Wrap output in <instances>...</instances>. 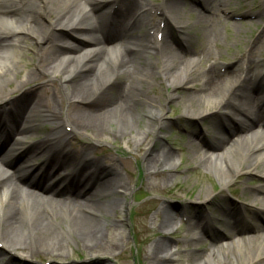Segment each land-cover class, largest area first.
Masks as SVG:
<instances>
[{
	"label": "bare ground",
	"instance_id": "6f19581e",
	"mask_svg": "<svg viewBox=\"0 0 264 264\" xmlns=\"http://www.w3.org/2000/svg\"><path fill=\"white\" fill-rule=\"evenodd\" d=\"M179 1L162 0L157 4L143 3V0H0V104L11 108L0 113V154L4 152L0 157L6 166L11 164L12 158L20 159L13 175L0 170V243L5 248L0 254L2 264H12L13 253L26 258L39 253L51 255L54 258L51 264H54L56 258L72 254L71 245L86 251L90 258L112 254L119 243L115 237L105 236L102 219L111 214L107 207L96 206L95 200L106 197L107 191L113 196L123 195L113 206L124 214L129 205L126 195L131 193L132 187L125 182L116 161L111 159V164L106 163L92 155L88 146L71 144L68 148L70 141L66 139L78 132H90L98 140L129 135L128 143L135 149L145 146L146 152L151 153L152 146L165 134L163 130L170 123L165 107L178 100L182 101L183 116L189 121L204 122L217 111L227 113L226 122L215 125L206 144L205 140L203 145L192 144L191 136H202L200 131L191 130L186 139L188 153L214 174L220 191L217 194L203 187L196 197L198 203L210 208L213 217L194 214L188 219L184 211H174L170 202L163 200L157 211L162 217L160 230H150L145 225L139 229L142 244L152 234L161 235V239L153 242L145 260L148 264H174L180 250L176 249L177 244L171 243L168 229L177 224L175 222L189 220L192 237L183 244L193 248L187 256V264H264V234L261 233L264 231V197H257V193L264 195V185L242 187L240 204L223 194L236 189L240 185L238 178L244 173L248 177L257 176L264 184V169L257 171V166L264 162V93L255 96L251 90L254 85L260 89L258 84L264 87V55L258 54L254 41L237 66V70L241 68L240 73L222 75L219 57L209 66L204 65L202 59L195 58L205 54L206 49L194 44L193 27L173 21L181 16L177 9ZM203 1H218L226 17L231 19L235 15L226 0ZM189 6L190 10L194 9L193 5ZM155 11L159 12V20L153 15ZM127 16L136 18L130 24L123 23L122 19ZM211 16L203 14L200 18ZM161 22H164L162 28ZM172 25L182 34L177 43L181 49L178 54L164 34L165 27ZM141 29H145V33ZM161 33V38L154 41ZM236 33L246 35L238 29ZM202 38L206 40L208 36ZM34 44L37 45V63L34 68L24 63L28 69L23 75L18 66ZM195 72L197 77H192ZM46 77L59 79L64 84L63 90L43 84L27 92V85ZM161 84L171 91L166 95L148 94L149 89L154 90ZM182 88L186 93L179 96L176 91ZM32 91L34 100L28 107L27 96ZM17 93L21 94L15 97ZM63 101L68 103L66 111L61 107ZM162 101L168 103L163 105ZM140 114L147 117L146 122ZM235 116H244L245 121L238 125ZM22 118L25 121L20 125L18 120ZM45 123L52 125L47 137L25 147L28 133ZM134 124L141 127L135 134ZM232 125L236 127L234 130L230 129ZM258 125L262 129H257ZM112 127H116L118 134L104 136L112 133ZM236 131L244 135L233 141ZM224 133L228 137L220 138ZM150 134L154 138L148 141ZM45 153L47 157L43 162L33 163ZM165 153L150 157L146 169L149 177L156 179L164 175L170 182L174 180L171 171L176 167V160ZM64 164L72 168L68 175L58 172ZM16 174L20 184L13 179ZM42 175L46 182L41 181ZM70 181L76 185H71ZM85 182L87 184L82 186ZM23 184L43 193L50 192L57 198L56 208L61 206V210L62 204L77 208L72 201L87 193L83 198L87 201L82 210L85 216L79 210L63 209L66 216L76 219V240L70 239L68 243L54 230L49 219L56 218L57 209L46 208L37 200L46 198L41 195L33 200ZM61 193L63 195L57 196ZM36 194L31 191V195L36 197ZM221 196L226 199L222 211L212 207ZM217 216L231 232L217 228ZM249 220L260 223L250 226ZM123 221L118 223L121 225ZM200 228L209 242L199 236Z\"/></svg>",
	"mask_w": 264,
	"mask_h": 264
},
{
	"label": "rangeland",
	"instance_id": "374dc122",
	"mask_svg": "<svg viewBox=\"0 0 264 264\" xmlns=\"http://www.w3.org/2000/svg\"><path fill=\"white\" fill-rule=\"evenodd\" d=\"M143 3H161L162 0H143ZM228 1V8L234 12L233 18L226 17L222 12L221 4L218 1L206 2L201 0H180L177 4V9L181 12V16H177L173 18V21L177 23L181 22L183 25H189L193 27L192 39L194 44H197L199 49H206L205 54L196 55L195 58L197 60L202 59L204 65L209 66L215 57H219V62L221 64V74L225 75L228 73H240L241 68L237 66L244 60L246 56V52L249 49L248 46L252 44L254 41L257 44L256 51L258 54L264 55V4L263 0H226ZM189 5H193L194 9L190 10ZM203 14H212L211 17L207 19H201L200 17ZM214 14V15H213ZM156 20L160 19L159 12L153 13ZM201 15V16H200ZM136 16H127L122 21L123 23H132L135 20ZM158 23V22H157ZM161 28L164 26V22L160 23ZM208 28V30H206ZM240 30L244 32L246 35H239L236 33V30ZM143 33H145V29H141ZM163 34V33H162ZM164 34L166 35L167 41L170 43L171 47L177 48L175 52L180 53L181 49H178L177 43H180L181 40V31L179 28L173 26L165 27ZM208 36L205 40L202 36ZM160 39L158 37H154V41ZM262 40V41H261ZM206 41V42H205ZM70 42V41H69ZM67 45L70 43H66ZM120 46V45H119ZM194 48V46H192ZM37 51V45H33L31 50L26 53V56L22 59V65L18 66V70L25 75L28 68H34L37 63V59L35 57V52ZM253 56V55H252ZM264 58V57H263ZM10 60L13 61L11 58ZM15 62V61H13ZM26 63L28 68L23 66ZM197 72V71H196ZM193 73L192 77H197V73ZM13 78V74H11ZM53 85L57 90H63V83L58 79L49 80V78H43L41 80L36 81L35 83L27 85V92L31 91L35 86L38 85ZM260 89L255 85L252 87V93L255 96H259L264 93V87L258 84ZM171 91V89H167L164 84H161L160 87L156 89H149L148 94L154 95L156 92H160L164 95ZM179 96H183L186 93V89L182 88L176 91ZM21 93H17L15 95L19 96ZM34 92H30L27 96L28 98V107L32 104L34 100ZM14 100V99H13ZM13 100L11 102H13ZM181 100L177 102L168 103L162 101L163 105H167L165 107V115L170 120V123H167V128L163 130L165 134L160 136V139L156 140L154 145L152 146L151 153L146 152L145 146L139 147L135 149L130 143H128L129 135L121 136L118 135L115 140L114 137H110L111 139L99 140L95 138L90 132H78L69 135V138L66 141H70L68 148L71 147V144H75L77 147L79 146H88L91 147V154L95 155L99 159H103L106 163H110L116 161L120 170L125 175L124 180L131 187V193L126 195L127 201L129 203L127 207L126 213H121L119 210H114L113 202L123 197V195L113 196L110 191H107L106 197L101 200H95V205L99 208L107 207L110 211L111 216L105 217L102 216V219L105 223V236L115 237L116 241L118 240L119 246L114 252L110 255L97 256L90 258L87 256L86 251L79 249V247H74L71 245L72 254L67 255L61 258H56L54 264H148L145 260V255L150 250L153 242L158 239H161V235L159 232L156 234H152L151 237L146 241L145 244H142L139 241L140 232L139 229L145 225L150 230L159 231V225L162 221L161 214L159 208L162 205L163 200H168L170 202V206L174 211H184L189 218L194 214H198L201 216L207 215L208 217H213V213H211L210 208L208 206H204L198 203L196 197L201 189L204 187L208 191L215 190L217 194H219V183L214 178V174L209 171L203 163L199 162L198 159L192 157L187 151V138L190 135L191 130L202 132V136H191V139L194 141L192 144L197 146L199 143L202 145V139H204V143L206 144L211 138V134L215 131V125L219 122H226L227 113H222L217 111L215 114L210 116L206 121H189L183 116V112L181 110ZM30 103V104H29ZM24 105H27L24 104ZM68 103L62 102L61 107L63 111L67 110ZM11 108L5 104H0V113L3 114L6 110H10ZM29 109V108H28ZM15 110V109H14ZM16 114V111H14ZM142 121L146 122L147 117L144 114H140ZM236 123L239 125V122L245 121V117L235 116ZM25 118L19 119V122L24 121ZM241 124V123H240ZM52 125L50 123H45L39 127L38 130H31L28 133L27 137H25L28 141L25 147H29L30 145L37 144L44 140L47 135L50 133L49 128ZM133 128L137 133V130H141L139 125L134 124ZM236 127L232 125L230 129L234 130ZM112 133L108 132L103 134L104 136H114L117 135L116 127H112ZM257 129H262L261 126H257ZM243 132H234L232 135V140H240ZM204 136V137H203ZM220 138H227L228 135L221 134ZM60 139L64 137L61 134ZM154 135L150 134L148 137V141L153 139ZM24 147V148H25ZM67 148V149H68ZM168 152L167 154L173 155L176 160V167L172 169V174L174 175V180L167 182L164 178V175L158 176V178L154 179L148 176V172L146 169V161L149 160L152 156H162L163 154ZM7 152V150H6ZM47 157L45 154H40L33 160V163L40 164ZM12 158V157H11ZM20 164V159L15 157L11 159V164L6 166L2 163L0 158V170H4L10 174H14V168ZM68 164H64L58 169V172H63L64 175H68L69 172L72 171L71 167H67ZM152 166V165H151ZM264 169V162L260 163L257 166V171H262ZM168 171V170H165ZM26 173V172H24ZM21 174H23L21 172ZM14 181H17V174L13 176ZM257 176H247L245 173L242 174L238 178V187L236 189H230L229 191H224V197L230 198V200H234L239 204L242 202L239 198L240 193L242 192V187L247 186L249 184H254L255 186H263ZM149 178V179H148ZM42 182H46V178L42 175L40 177ZM18 182V181H17ZM19 183V182H18ZM71 185H76V182L70 181ZM151 183V184H150ZM20 184V183H19ZM86 185L87 182L82 183L81 185ZM23 188L25 192L30 195L33 200L37 199L39 195L44 198H38L46 208L53 206L57 212L56 218H50L49 222L54 228L55 231L59 232L66 242L70 243V239L76 240L75 233H78V226L76 225L75 217L66 216L64 210H79L80 214L85 216V211H82L85 205H87V201L83 198L87 195H82L80 199L73 200L72 204L77 208H71L67 205L62 204L59 208H56V199L54 196L50 195V192H41L39 189L32 188L31 186H27L23 184ZM93 190V188H92ZM30 191V194H29ZM31 191L36 194V197L31 195ZM35 195V194H34ZM63 193L57 195L61 196ZM224 197H217L214 201L212 207H216L217 209L223 210L222 205L226 203V199ZM257 197L263 198L264 195L258 194ZM50 201V202H47ZM111 202V204H110ZM79 207V208H78ZM210 207V206H209ZM85 210V209H84ZM87 214V213H86ZM74 216V215H73ZM218 217V221H216V226L218 229L226 232H231L229 228L224 225L225 218L220 215L222 219ZM257 218V216H255ZM100 219V216H98ZM258 219V218H257ZM120 220H124L123 224H119ZM189 220H182L181 223L175 222L172 228L168 229L170 235V241L173 245L177 244L176 249L180 250V256L178 260L174 262V264H187L189 263L187 256L190 253V249L193 247L187 246L183 244V241L187 238L192 237L189 232ZM195 221V220H190ZM249 225H259V221L249 220ZM199 236L203 237L206 242H209L210 239L207 238L203 233H200V230H197ZM264 234V231H261ZM197 234V235H198ZM5 248L0 243V254L3 252ZM10 259L11 263L20 264H51L53 263V256L39 253L36 256L31 258L19 257L16 253H13ZM5 260H8L5 258ZM0 264L1 261H0Z\"/></svg>",
	"mask_w": 264,
	"mask_h": 264
}]
</instances>
